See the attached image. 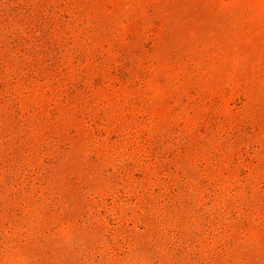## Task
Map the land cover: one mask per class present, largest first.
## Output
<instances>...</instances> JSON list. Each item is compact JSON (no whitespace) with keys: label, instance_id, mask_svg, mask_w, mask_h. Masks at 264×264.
<instances>
[{"label":"rangeland","instance_id":"rangeland-1","mask_svg":"<svg viewBox=\"0 0 264 264\" xmlns=\"http://www.w3.org/2000/svg\"><path fill=\"white\" fill-rule=\"evenodd\" d=\"M0 264H264V0H0Z\"/></svg>","mask_w":264,"mask_h":264}]
</instances>
